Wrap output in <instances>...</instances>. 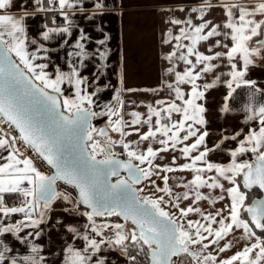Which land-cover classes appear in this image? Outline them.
I'll list each match as a JSON object with an SVG mask.
<instances>
[{"label": "snow or ice", "instance_id": "6c2138e0", "mask_svg": "<svg viewBox=\"0 0 264 264\" xmlns=\"http://www.w3.org/2000/svg\"><path fill=\"white\" fill-rule=\"evenodd\" d=\"M157 6L167 67L139 89L122 4L0 0V264H264V0ZM220 88L241 126L211 129Z\"/></svg>", "mask_w": 264, "mask_h": 264}, {"label": "crops", "instance_id": "0c3cea01", "mask_svg": "<svg viewBox=\"0 0 264 264\" xmlns=\"http://www.w3.org/2000/svg\"><path fill=\"white\" fill-rule=\"evenodd\" d=\"M108 2L110 4L114 2L117 6L122 4L123 10L122 16L119 12H115L103 17L106 21V31L112 36L110 41V47L113 49L111 61L118 63L121 49H123L127 85L139 89L157 85L160 81L161 69L167 67L160 59V53L168 50L166 46L161 45L162 29L166 28L167 25L162 22L163 12L158 10L157 0H108ZM159 7L163 8L165 5H159ZM222 15L221 13L217 19L221 18ZM89 70H91V65ZM112 71L109 73V79L115 83V76L112 75ZM252 78L264 81V68H254ZM261 86L264 87V83ZM238 92L239 95L234 101L236 107H239L246 97L243 90H238ZM223 94V89L220 88L217 91H211L208 97L207 107L210 109L208 118L212 121L210 127L213 130H218L221 127L241 126L239 113L222 115L218 112ZM129 95L137 102L141 98L146 100L156 98L151 93L142 91ZM105 98H108V93H105ZM96 122L98 124L103 123V121ZM216 138L212 137V139ZM157 183L162 185L163 182L157 180ZM56 207L59 209L61 205L57 204ZM53 215L65 214L57 211ZM52 238L54 241H58L55 231L52 232Z\"/></svg>", "mask_w": 264, "mask_h": 264}, {"label": "rangeland", "instance_id": "374dc122", "mask_svg": "<svg viewBox=\"0 0 264 264\" xmlns=\"http://www.w3.org/2000/svg\"><path fill=\"white\" fill-rule=\"evenodd\" d=\"M97 123V122H96ZM61 187H64L63 185H61Z\"/></svg>", "mask_w": 264, "mask_h": 264}]
</instances>
